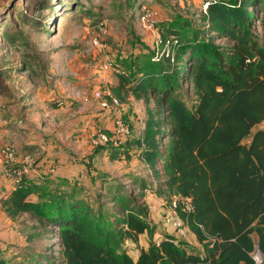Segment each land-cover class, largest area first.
<instances>
[{
  "label": "trees",
  "instance_id": "obj_1",
  "mask_svg": "<svg viewBox=\"0 0 264 264\" xmlns=\"http://www.w3.org/2000/svg\"><path fill=\"white\" fill-rule=\"evenodd\" d=\"M135 2L126 0L130 9ZM202 19L211 32L207 37L176 18L163 26L165 64L146 55L134 69L115 70L112 93L146 102L153 94L154 110L139 137L126 139L124 148L110 144L108 151L111 158L142 157L171 191L189 197L191 209L179 214L203 252L164 232L135 261L121 247V232L107 226L80 192L66 193L58 187L60 179L23 176L6 193L3 209L10 217L29 211L52 224V243L63 264H254L255 244L264 256V128L250 135L264 120V0H210ZM222 38L224 43L214 42ZM181 80L196 91L194 107L174 93ZM46 168L43 176L54 172ZM101 179L110 201L125 209L118 220L128 233L151 228L148 211L130 202L119 179ZM131 181L142 190L148 186L137 176ZM34 191L37 198L30 195ZM0 264L14 263L0 259ZM28 264L57 263L31 257Z\"/></svg>",
  "mask_w": 264,
  "mask_h": 264
},
{
  "label": "rangeland",
  "instance_id": "obj_2",
  "mask_svg": "<svg viewBox=\"0 0 264 264\" xmlns=\"http://www.w3.org/2000/svg\"><path fill=\"white\" fill-rule=\"evenodd\" d=\"M135 1V8L130 9L126 0H0V259L28 264L31 257H51L57 264L64 263L54 250L52 224L29 211L10 217L2 206L8 190L23 176L56 181L50 174L43 176L42 171L59 164L57 149L72 159L60 161L68 174L59 177L58 187L66 193L80 192L107 226L121 232V247L135 261L142 259L151 243L158 244L151 240V228L146 236L127 232L118 220L125 209L110 201L106 188H101V177L119 179L131 196L130 202L148 211L147 219L152 210L146 195L162 196L167 202L175 192L154 175L142 157L111 158L109 145L96 142L95 132L88 136V117L102 121L115 110L98 107L92 93L97 88L112 93L115 70L134 69L141 56L150 55L153 61L165 64L167 48L161 39L163 26L171 20L176 18L183 27L205 37L211 32L202 19L206 0ZM154 9L158 13L150 17L153 22L149 24L144 15ZM18 30L21 34L13 41L11 37ZM93 34L103 46L91 43ZM176 88L174 93L194 107V87L181 80ZM124 101L119 109L131 128L132 136L127 139L131 141L143 133L149 111L154 110L153 94L149 102L134 96ZM258 125L252 127L250 135ZM126 141H119L118 146L124 148ZM132 175L142 178L147 188L142 190L132 183ZM30 195L37 198L38 194L34 191ZM187 229L192 231L188 223Z\"/></svg>",
  "mask_w": 264,
  "mask_h": 264
},
{
  "label": "built area",
  "instance_id": "obj_3",
  "mask_svg": "<svg viewBox=\"0 0 264 264\" xmlns=\"http://www.w3.org/2000/svg\"><path fill=\"white\" fill-rule=\"evenodd\" d=\"M208 2L209 0H206L203 3L204 9H206ZM157 13V9H154L153 11L145 13L144 17L146 16L149 24H151L153 20L150 19V17ZM90 41L94 46H103L97 34H93L90 37ZM92 95L102 109H117L121 105L119 97L111 93L109 90L103 91L101 88H97L93 91ZM131 136L132 132L129 123L121 115L112 116L109 128L97 127L95 129V141L107 145H118L119 141H126V139ZM51 165L54 167V164ZM53 167H50V170H54ZM23 169L26 170V165H23ZM190 209L191 204L189 197H183L180 195L179 197H173L170 201L166 202V212L163 217V222L174 229L176 235L182 239L187 237L188 229L187 222L181 217L179 210L187 212ZM251 255L254 264H264V256L257 244H255Z\"/></svg>",
  "mask_w": 264,
  "mask_h": 264
},
{
  "label": "crops",
  "instance_id": "obj_4",
  "mask_svg": "<svg viewBox=\"0 0 264 264\" xmlns=\"http://www.w3.org/2000/svg\"><path fill=\"white\" fill-rule=\"evenodd\" d=\"M116 82L118 83V78L116 76L115 78ZM115 82V84L113 85H117V83ZM112 84L110 86H113ZM123 92V91H122ZM133 96L131 93H128L127 95L124 96V99L121 100V105L114 110V114L113 115H121L120 114V109L122 107L123 104H125V99L127 97H131ZM135 98V97H134ZM136 99H139V98H136ZM141 99V98H140ZM97 103V101H96ZM97 106L100 107L97 103ZM101 108V107H100ZM102 109V108H101ZM104 111H109V109H103ZM88 114L85 115V117L87 116ZM112 115V116H113ZM112 116H107L105 117L104 119H101L98 118L96 121L93 119L92 115L91 117H88L87 121H89L90 125H89V131H88V136H92V134L95 132L94 130L96 129V127H103V128H109L110 127V124H111V120H112ZM127 120V119H126ZM100 123V124H99ZM105 123V124H104ZM259 124L258 125V128H264V120L257 123ZM86 125V124H85ZM85 128V127H84ZM140 136V135H139ZM137 136V137H139ZM249 141V140H248ZM55 149V148H54ZM56 150V149H55ZM56 152V158H58L61 162H64V163H67L68 161L71 162L72 159L70 156H67L65 153H61L58 151H54ZM59 162V164L56 162V167L54 169V172L50 174V176L53 178V179H59V177H63V176H67L68 172L66 173V170L68 169H63L61 167H63ZM47 171V168H45L42 172L45 173ZM47 173V172H46ZM149 196L151 197H148L147 195L145 196V199H146V202L150 205V209L152 210V212L150 213V216L148 218L149 221L152 220V222H150V226H151V230H150V233H151V240L153 241H156V243H159V241L161 240L162 236H163V233L164 232H167V233H170V234H173L175 237H177L178 239H182V238H179L174 229H172L170 226H168V224L164 223L163 222V217L165 215V212H166V201H164V198L162 196H158V197H152V193L149 194ZM180 194L179 193H175V197H179ZM159 199V200H158ZM165 202V203H164ZM142 233V232H141ZM143 233L147 234V230H144ZM149 237V236H148ZM147 237V238H148ZM252 237L257 240L258 239V235L256 233H253L252 234ZM182 240H185L187 241L189 244L197 247L201 252H203V248L201 247V244L200 242L196 239L194 233L191 231V232H188V235L186 238L182 239ZM150 241V240H149ZM145 244H147V240L145 242Z\"/></svg>",
  "mask_w": 264,
  "mask_h": 264
}]
</instances>
